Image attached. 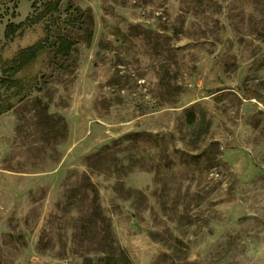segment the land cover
Returning a JSON list of instances; mask_svg holds the SVG:
<instances>
[{"label":"rangeland","instance_id":"374dc122","mask_svg":"<svg viewBox=\"0 0 264 264\" xmlns=\"http://www.w3.org/2000/svg\"><path fill=\"white\" fill-rule=\"evenodd\" d=\"M54 1L0 0L1 91L43 47L0 114V264H264V0Z\"/></svg>","mask_w":264,"mask_h":264},{"label":"trees","instance_id":"16d2710c","mask_svg":"<svg viewBox=\"0 0 264 264\" xmlns=\"http://www.w3.org/2000/svg\"><path fill=\"white\" fill-rule=\"evenodd\" d=\"M53 4L57 8L59 0L54 1ZM76 14L80 18L78 11H76ZM80 21L82 22L83 19L80 18ZM21 24L22 23L17 24V26H21ZM10 26L12 25H9V27ZM58 28H60V25H58ZM74 43L75 41L73 39L71 40L67 35L60 31L55 35L57 52H61L65 55L68 54L72 50ZM42 51L43 47L41 42H37L20 49L12 59L5 61L2 68L3 76L1 78V86L4 90H0V114L12 109L18 102L28 97L34 89V87L29 86L31 79L28 75L17 77V73L21 70L29 69ZM36 89L40 90V87H37Z\"/></svg>","mask_w":264,"mask_h":264}]
</instances>
